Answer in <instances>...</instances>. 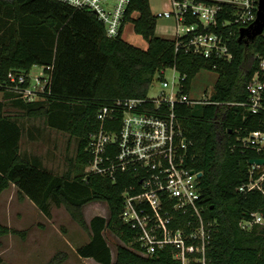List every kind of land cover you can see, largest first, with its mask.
<instances>
[{"label":"trees","instance_id":"1","mask_svg":"<svg viewBox=\"0 0 264 264\" xmlns=\"http://www.w3.org/2000/svg\"><path fill=\"white\" fill-rule=\"evenodd\" d=\"M229 19V15L223 14L219 25ZM156 21L149 0H130L120 34L108 38L103 25L91 12L55 0H0V91L3 92L0 195L12 185L19 197L27 198L46 218L51 217L53 207L64 206L72 220L89 233L88 242L76 249L80 258L98 264H180L170 247L148 257L128 248L137 247L136 234L120 215L122 193L135 183L133 175L121 173L111 181L84 170L91 159L88 143L99 127L96 115L102 105L144 98L154 77L172 66L185 76L183 91L188 94L195 75L206 68L218 74L211 102L180 105L175 110L182 131L191 142L192 166L201 173L202 216L213 223L207 258L211 264H264V227L253 225L250 230L240 227L241 221L249 219L252 213H263L264 180L263 193L237 191L249 179L248 161L264 158V153L243 148L236 139L263 129L264 118L251 116L242 108L218 105L246 99V85L257 68V56L264 51V40L258 37L245 46L237 42L236 26H217L209 30L228 38L232 59H204L181 51L175 53L176 41L185 37L157 36ZM127 23L147 42L146 49L130 45L122 38ZM33 66H52L49 87L41 99L33 102L14 98L7 91L8 73L29 74ZM10 99L13 107H23L29 117H43L50 129L77 139L75 174L71 178L56 175L36 159L28 160L21 155L22 129L7 114L6 101ZM115 118L114 124L107 128L118 129L121 111ZM92 202L106 203L109 216H94L87 224L82 208ZM170 213L175 218L174 228L183 226L188 217ZM106 231L121 242L116 246L115 259L105 238ZM15 233L0 223V241ZM53 260L52 264H58L62 259Z\"/></svg>","mask_w":264,"mask_h":264},{"label":"built area","instance_id":"2","mask_svg":"<svg viewBox=\"0 0 264 264\" xmlns=\"http://www.w3.org/2000/svg\"><path fill=\"white\" fill-rule=\"evenodd\" d=\"M77 10L93 13L103 25L108 38L120 34L130 0H55ZM170 11L158 13L156 18L170 19L176 23L175 53L181 51L204 59L230 61L232 54L228 38L212 32L221 26L240 28L251 25L257 14L258 0H170ZM229 15L219 25L220 16ZM194 19V23L188 20ZM231 34V33H230ZM264 40V29L259 36ZM257 68L246 85V99L241 102H224L218 105L242 108L251 115L264 118V51L257 56ZM52 66L43 68L35 78L23 72H9L7 91L26 102L41 99L51 81ZM172 72V81L164 79ZM178 73V80L175 73ZM161 91L156 97L116 100L112 105L100 107L96 115L99 127L90 137L88 152L90 162L86 173L115 181L118 174L133 175L135 183L122 193L123 223L135 231L133 248L140 256L148 257L170 247L180 264H211L207 248L211 240L213 223L202 216L199 174L192 166L191 142L182 131L175 108L180 105H205L192 100L183 91L184 75L172 66L158 73ZM153 79V80H154ZM121 111L118 129L107 128L116 121ZM243 148L264 153V128L237 137ZM249 179L237 189L239 193L257 190L263 193L264 166H249ZM258 174V178L254 176ZM171 211L188 216L183 226L174 228ZM253 225L264 227L263 213H252L240 223L243 230Z\"/></svg>","mask_w":264,"mask_h":264},{"label":"rangeland","instance_id":"3","mask_svg":"<svg viewBox=\"0 0 264 264\" xmlns=\"http://www.w3.org/2000/svg\"><path fill=\"white\" fill-rule=\"evenodd\" d=\"M169 1L150 0L152 14L156 16L158 13L170 11ZM156 20V35L172 39L176 26L174 20L172 18ZM122 38L137 48H147V42L133 32L131 23L125 24ZM42 72V67L33 66L29 71V78L33 79ZM172 75L171 71H167L164 79L170 83ZM174 75L178 80V73ZM217 77L215 71L201 69L191 81L189 90L191 99L210 103ZM159 91L160 80L154 79L148 95L156 97ZM2 98L3 92L0 91V101ZM11 100L6 101L7 114L16 120L22 129L21 155L28 160L36 159L41 166L56 175L71 178L75 174L73 170L77 139L68 133L50 129L43 117H29L26 109L13 107ZM86 168L84 173L87 171ZM82 213L88 224L94 216L107 218L109 209L104 202H92L82 208ZM0 223L16 232L1 238L0 264H52L54 257H57V260L62 259L60 264H97L76 254V249L88 242L89 233L72 220L64 206L53 207L51 217L46 218L28 200L19 197L16 188L11 185L0 195ZM105 238L115 259L116 246L121 245V242L110 231L105 232Z\"/></svg>","mask_w":264,"mask_h":264},{"label":"water","instance_id":"4","mask_svg":"<svg viewBox=\"0 0 264 264\" xmlns=\"http://www.w3.org/2000/svg\"><path fill=\"white\" fill-rule=\"evenodd\" d=\"M264 29V0H258L257 14L255 21L248 27L238 30L237 42L248 46L256 41ZM248 165L264 166V158H255L248 161ZM201 174H199V177Z\"/></svg>","mask_w":264,"mask_h":264},{"label":"crops","instance_id":"5","mask_svg":"<svg viewBox=\"0 0 264 264\" xmlns=\"http://www.w3.org/2000/svg\"><path fill=\"white\" fill-rule=\"evenodd\" d=\"M150 1V0H149ZM123 31H124V28H123ZM123 34V33H122ZM173 38H175V34H174V37ZM172 38V39H173ZM26 200H28L27 198H25ZM29 201V200H28ZM30 202V201H29ZM30 204L33 206V207H36V206H34V204H32L31 202H30ZM112 257H113V255H112ZM82 259H86V258H82ZM113 259H114V257H113ZM89 260H92V259H89ZM93 261V260H92ZM98 264V263H97Z\"/></svg>","mask_w":264,"mask_h":264}]
</instances>
